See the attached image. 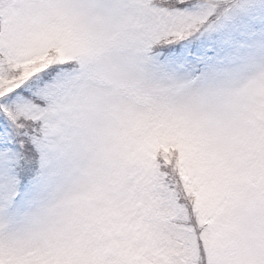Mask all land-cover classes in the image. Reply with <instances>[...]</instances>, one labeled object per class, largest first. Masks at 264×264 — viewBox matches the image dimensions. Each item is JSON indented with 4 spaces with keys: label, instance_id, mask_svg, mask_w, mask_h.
Segmentation results:
<instances>
[{
    "label": "snow or ice",
    "instance_id": "snow-or-ice-1",
    "mask_svg": "<svg viewBox=\"0 0 264 264\" xmlns=\"http://www.w3.org/2000/svg\"><path fill=\"white\" fill-rule=\"evenodd\" d=\"M0 264H264V0H0Z\"/></svg>",
    "mask_w": 264,
    "mask_h": 264
}]
</instances>
